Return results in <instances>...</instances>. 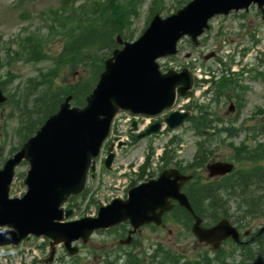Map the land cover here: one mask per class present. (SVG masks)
<instances>
[{"label":"water","instance_id":"1","mask_svg":"<svg viewBox=\"0 0 264 264\" xmlns=\"http://www.w3.org/2000/svg\"><path fill=\"white\" fill-rule=\"evenodd\" d=\"M250 2L264 4V0H193L172 17L165 20L155 17L136 42L124 43L121 51L113 52V58L105 62V71L87 98V106L70 109L67 103L62 104L60 111L51 116L36 136L0 170V226L12 229L5 232L13 243L32 233L46 235L53 243L63 241L68 245L109 222L130 220L138 224L147 221L145 207L146 212H153L157 206L165 205L168 196H176V185L170 192L168 186L161 187V182L145 184L133 189L134 193L130 191L128 201L115 200L100 210L97 219L70 225L54 222L63 218L59 205L70 194L82 189L91 160L97 156L114 114L119 109L158 113L172 105L177 85L184 86L178 90L180 95L189 85L182 81V75L160 74L155 59L175 53V43L182 34L192 38L200 34L211 15L247 7ZM3 100L0 95V103ZM158 126L159 123L153 125L142 135L157 131ZM22 159L30 164L24 181L28 191L20 200L8 199L14 167ZM111 159L109 155L107 166ZM68 214L65 212L66 216ZM6 233L0 232V240Z\"/></svg>","mask_w":264,"mask_h":264},{"label":"rangeland","instance_id":"2","mask_svg":"<svg viewBox=\"0 0 264 264\" xmlns=\"http://www.w3.org/2000/svg\"><path fill=\"white\" fill-rule=\"evenodd\" d=\"M59 1L60 0H0V51L4 60H7V57H4L6 44L11 43L12 49L16 48L11 41L16 38L18 31L26 26L31 28L32 31L43 28L42 23L44 21H41L39 14L47 12L50 7H56ZM151 1L152 0H144L141 7L138 8V15L131 18V28H133L135 36H138L144 27ZM174 6V0H165L163 8L160 12L161 16L164 17L167 14L169 15L174 12ZM211 23V31L200 38L199 45L197 47H194L189 42L187 43L185 39L181 40L177 56L173 57L171 60L169 58L161 59L159 62L162 67L168 66L172 69H179L184 65H189L191 68H197L200 66L202 70H204L203 72H206L210 68L216 73L217 70H220L217 60L215 58L205 60V57L211 53H216L218 57H223L224 61L229 60V56L233 53V51L226 54L228 49L233 48L238 51L240 48H242L241 50H244V48L252 47L251 44H253V42L250 39L249 33L258 35L256 38L261 41L252 53L249 52L245 55L242 61L246 62L248 56L254 57V55H256V58H258L261 56L260 52L264 51V26L256 16L254 9L247 13V15L237 14L228 18H214L211 20ZM241 25H243L242 28H240ZM219 30L222 31V34L218 35L217 33ZM42 31L46 32V29L43 28ZM60 48V39L55 36L50 39L48 46L46 47L48 53L47 61L36 62L34 60L23 61L16 59L8 61V64L5 65L2 71V80H5L7 72H11L15 77L12 82H10V80H5L6 92L15 94L16 97H18L22 93L21 87L25 84V80L29 77L36 76L38 74L37 71L51 66V59L57 57ZM187 54H189V57H186ZM237 55L238 56H236L235 59L239 60V58H241L240 51H238ZM261 57L262 60H264V55ZM252 62H254V59L249 63ZM235 65L236 64L233 63V66ZM259 67L261 70H264V63ZM237 69L239 70L238 65ZM60 72V77H57L56 79L59 83L66 82L75 84L82 76L86 75V71H84L80 66H66L62 68ZM244 77L245 81H247L251 87V90L246 95L241 114L238 115L236 124L238 125L242 123L248 130H252L258 123L264 122V114L260 116H252L257 113L256 108H264V80H250L248 74ZM8 111L9 107H3L2 110H0V167L8 158L10 148L18 145V137L14 133L16 125L14 121L6 119ZM216 112L223 120H225V122L233 119V114H235V112H228L227 102L221 104L220 107L216 109ZM164 134L165 135L161 137L158 136L156 138L152 137L150 139L139 140L135 144H128L122 149L117 148V159L115 162L116 169H111V171L105 172L101 167V171L91 183V187H93L90 188L91 191L88 198H94L98 203L99 200H106L107 193H110L113 186L116 184L115 180L118 173L125 171L126 167L130 169L131 167L137 169L138 166H141V161H144L145 155L147 154V147L149 145H152L157 150L164 145L168 138H170V134ZM171 134H182L184 141H187L182 157L189 158L193 153L192 140H194V137L191 132L183 126L182 128L176 129ZM131 135L132 134L128 132L127 138L130 139ZM241 137V135L238 136L234 142L237 143ZM223 151H225L223 148L220 149L218 155H220V152L222 153ZM26 170L27 164H22L16 169L10 189L11 197H19L25 192L26 187L22 184V177H19V173H25ZM126 174H128L127 178L121 181L126 182L125 184L128 187L131 179L135 177L134 174L128 172ZM77 200L78 203H81V209L77 210V212L71 217L72 219L88 216L91 214V210L96 209L95 205L87 206L86 200L82 201L80 198ZM144 236L149 238L153 237L152 233L145 230L141 233L140 237L144 238ZM109 242H111V239L107 234L94 235V237L88 242L87 246L83 250L79 251L78 256H80V258L76 264L97 263L98 259H93V256L95 253L102 255L105 251L102 248V244H107ZM42 243L43 242L39 240L28 241L25 248L21 251H13L14 255L5 264H33L38 260V257L44 258L47 256V248L44 250L40 249L39 247ZM26 247H28L27 250ZM56 260L59 264H72V259H68V257L64 255L61 248L57 249Z\"/></svg>","mask_w":264,"mask_h":264},{"label":"trees","instance_id":"3","mask_svg":"<svg viewBox=\"0 0 264 264\" xmlns=\"http://www.w3.org/2000/svg\"><path fill=\"white\" fill-rule=\"evenodd\" d=\"M104 21L90 19L87 15H76L69 17L66 21H60L64 29L65 41L61 54L55 59L53 71L48 75H42L41 81L36 82L31 79L30 91L25 93L17 102L20 109L28 112L27 130L37 128V126L50 114L55 112L59 103L67 94L73 97V103L82 106L86 95L92 89L97 80L98 74L102 70L104 57L101 56V48L104 43H114V34H123L125 13L120 6L115 11L104 10ZM109 26L107 35H100L102 31H95V27ZM124 39H130V36ZM103 46H99V44ZM22 46L20 56L26 59H41L44 57L42 46L44 42L40 38L26 41ZM108 49V48H106ZM58 63V64H57ZM76 67L80 66L86 71V75L80 82L73 86L60 87L54 85V79L60 66ZM1 68V63H0ZM35 83V84H34ZM36 86H43L37 89ZM44 89V90H43ZM43 90V91H42ZM32 115H35L33 117Z\"/></svg>","mask_w":264,"mask_h":264},{"label":"flooded vegetation","instance_id":"4","mask_svg":"<svg viewBox=\"0 0 264 264\" xmlns=\"http://www.w3.org/2000/svg\"><path fill=\"white\" fill-rule=\"evenodd\" d=\"M261 164L264 168V159ZM239 184L240 188H235L233 191L219 189L217 193L214 192L211 205L203 206L208 211L217 210V213H220V215L208 214V218L219 217V219L215 222L208 221L209 226L203 227H212L220 220L226 219L237 231V240L228 237L216 250L212 246L196 243L193 238L195 243H172L174 245L168 248V253L169 257H174V262L165 258L156 262V259H162L165 255L153 251L146 252V257L144 254L143 259L147 261V264H188L192 260H201L198 256L199 249L207 253L209 264H264V173ZM183 215V211L180 210L179 221L175 223L176 227H180L177 232H180L182 236L187 233L183 228L185 224L181 220ZM174 233L176 235V232ZM161 234L160 242H165L168 239L167 234H172V231L164 228ZM164 249H166L165 246Z\"/></svg>","mask_w":264,"mask_h":264}]
</instances>
